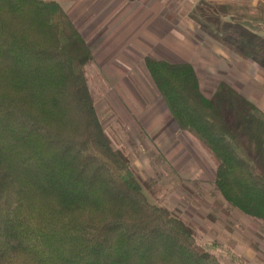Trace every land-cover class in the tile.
I'll return each instance as SVG.
<instances>
[{"label":"trees","instance_id":"1","mask_svg":"<svg viewBox=\"0 0 264 264\" xmlns=\"http://www.w3.org/2000/svg\"><path fill=\"white\" fill-rule=\"evenodd\" d=\"M93 60L59 2L0 0V264H223L149 200L115 147L89 85ZM145 63L177 128L215 163L224 200L264 221V150L253 157L191 64ZM239 109L248 129L264 118L247 100Z\"/></svg>","mask_w":264,"mask_h":264},{"label":"rangeland","instance_id":"2","mask_svg":"<svg viewBox=\"0 0 264 264\" xmlns=\"http://www.w3.org/2000/svg\"><path fill=\"white\" fill-rule=\"evenodd\" d=\"M74 1L64 9L94 56L87 75L101 121L147 183L149 200L188 222L223 264H264V221L224 200L215 163L177 128L145 63L191 64L203 93L223 104L259 158L264 118L248 129L239 108L247 100L264 114V0Z\"/></svg>","mask_w":264,"mask_h":264},{"label":"crops","instance_id":"3","mask_svg":"<svg viewBox=\"0 0 264 264\" xmlns=\"http://www.w3.org/2000/svg\"><path fill=\"white\" fill-rule=\"evenodd\" d=\"M44 1H56L59 2L64 8L68 7L67 5H73L74 4V0H44Z\"/></svg>","mask_w":264,"mask_h":264}]
</instances>
